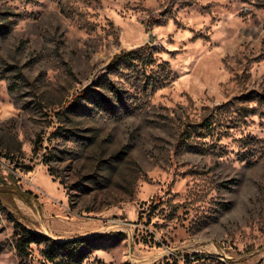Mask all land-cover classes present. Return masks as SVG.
Returning a JSON list of instances; mask_svg holds the SVG:
<instances>
[{"label":"rangeland","instance_id":"obj_1","mask_svg":"<svg viewBox=\"0 0 264 264\" xmlns=\"http://www.w3.org/2000/svg\"><path fill=\"white\" fill-rule=\"evenodd\" d=\"M0 174V264H264V0H0Z\"/></svg>","mask_w":264,"mask_h":264},{"label":"trees","instance_id":"obj_2","mask_svg":"<svg viewBox=\"0 0 264 264\" xmlns=\"http://www.w3.org/2000/svg\"><path fill=\"white\" fill-rule=\"evenodd\" d=\"M135 54H138L137 50L125 51L119 54H116L111 60V66L118 67L123 62H132ZM106 106H110L107 104ZM107 107V108H108ZM109 109V108H108ZM41 140V139H40ZM0 181L4 180L3 186L0 187V205L13 204V198L15 195L22 198L25 201H29L28 193L31 191H23L21 189H14L9 182L3 178L0 174ZM46 242L45 254L46 257L55 262L61 253L70 260L77 261L83 260L85 258V249L89 243L85 239H73L65 241H56L49 239L45 235H38L34 232H31L27 228L23 227L20 232V238L18 243V251L20 256L27 254L28 247L33 242Z\"/></svg>","mask_w":264,"mask_h":264}]
</instances>
